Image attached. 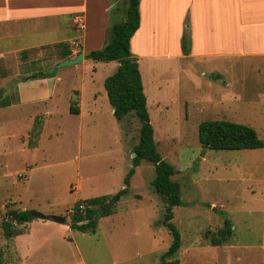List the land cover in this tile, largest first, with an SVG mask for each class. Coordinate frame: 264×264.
<instances>
[{
	"label": "rangeland",
	"instance_id": "1",
	"mask_svg": "<svg viewBox=\"0 0 264 264\" xmlns=\"http://www.w3.org/2000/svg\"><path fill=\"white\" fill-rule=\"evenodd\" d=\"M126 2H116L115 24L124 18ZM142 48H147L144 41ZM79 63L46 79L53 91L46 102L0 109V264H160L172 236L163 224L164 204L152 186L154 166L141 160L124 184L140 123L134 113L116 120L103 86L117 63ZM137 63L156 151L176 171L171 180L180 189V205L169 221L180 245L171 259L179 264H264V147L213 150L197 139L201 122L224 120L251 127L264 143V72L235 69L225 79L204 75L196 60L149 62L147 57ZM52 64L32 69L47 75ZM14 82L0 83L1 106L17 98ZM19 92L25 100L43 95L42 88ZM70 98L82 103L80 115L70 113ZM122 188L125 194L100 216L94 231L56 232L43 228L50 224L39 218L26 229L13 215L26 210L61 217L66 225L76 203ZM116 209L121 214L110 220ZM224 218L231 222V235L212 246L210 237ZM4 221L22 233L5 238ZM48 234L52 241L42 251L39 239ZM119 241L126 248L122 255Z\"/></svg>",
	"mask_w": 264,
	"mask_h": 264
},
{
	"label": "crops",
	"instance_id": "2",
	"mask_svg": "<svg viewBox=\"0 0 264 264\" xmlns=\"http://www.w3.org/2000/svg\"><path fill=\"white\" fill-rule=\"evenodd\" d=\"M116 2L118 0H0V83L15 78L12 85L17 92V98L5 106L0 105V109L24 101L30 104L46 102L53 94L52 89L48 91L49 81L46 80L50 77L41 75L39 68L32 69V66L51 61V69L59 62L53 59L22 61L19 59L22 51L68 42L72 48L67 59L82 54L81 63L89 60L85 55L101 49L109 39V30L115 24L113 9ZM138 13L139 26L129 42L130 52L136 60L147 57L149 62L174 58L196 60L203 64L201 73L204 75L217 73L225 79L235 69L264 72V0H140ZM75 17L81 18L80 27L73 22ZM183 37L188 39L186 52L182 48ZM143 41L147 48H142ZM261 77L264 87V73ZM22 87L42 88L43 95L22 99L19 92ZM68 103L80 115L82 103L76 99L71 102V98ZM120 214L116 209L110 220ZM101 220L98 219L97 228ZM43 221L50 224L42 225L43 228L56 232L70 228V218L66 225ZM27 223L23 225L29 229ZM26 229L23 234L28 231ZM50 238V234L41 235L40 250H45L52 241ZM61 241L68 244L63 238ZM116 247L119 255L126 249L122 241Z\"/></svg>",
	"mask_w": 264,
	"mask_h": 264
},
{
	"label": "trees",
	"instance_id": "3",
	"mask_svg": "<svg viewBox=\"0 0 264 264\" xmlns=\"http://www.w3.org/2000/svg\"><path fill=\"white\" fill-rule=\"evenodd\" d=\"M126 1L124 19L111 26L107 43L101 49L87 53L85 58L97 62L117 63L115 72L107 77L103 84L108 102L112 107V114L116 120H121L127 114L134 113L140 123L138 142L132 151L134 153L133 167L125 176L124 184H128L129 178L133 174V168L137 167L141 160L153 164L155 177L152 180V186L164 204L163 224L166 225L172 236L171 244L162 255L160 264H179L178 260L171 259L179 249V234L169 221L172 218V209L180 205V189L178 184L171 180L176 171L156 151L138 63L130 52V39L139 26L138 5L140 0ZM187 46L188 39L183 37V52H186ZM71 48L72 46L68 42L50 44L37 49L22 51L19 54V59L22 61L53 59L61 62L69 58ZM69 111L70 113H78V110L72 105ZM197 139L202 147L213 150H254L264 147V143L257 137L256 132L251 127L224 120L201 122L197 129ZM125 192L126 188H122L111 196L84 200L83 203L87 206L84 214L75 211L79 205L76 203L70 217L69 227L80 231H94L101 212L107 203L114 205ZM108 213H110V210L106 211L104 215ZM13 215H16L18 224L30 222L36 218L34 213H29L26 210L14 212ZM1 227L5 238H11L22 233L14 231L9 221H4ZM231 229L230 220L224 218L223 226L215 235L210 237L211 245H222L230 237Z\"/></svg>",
	"mask_w": 264,
	"mask_h": 264
},
{
	"label": "water",
	"instance_id": "4",
	"mask_svg": "<svg viewBox=\"0 0 264 264\" xmlns=\"http://www.w3.org/2000/svg\"><path fill=\"white\" fill-rule=\"evenodd\" d=\"M82 60V54L77 55L75 58L73 59H67V60H63L61 62H59L55 67H53V71L50 74L45 75L46 77H52L55 75V73L57 72V70L59 68L62 67H66L69 65H75L79 62H81ZM111 203H109L101 212V216L105 214V212L111 207ZM35 217L42 219V220H50L53 221L55 223L58 224H64L65 223V219L61 218V217H57V216H43V215H39V214H34Z\"/></svg>",
	"mask_w": 264,
	"mask_h": 264
},
{
	"label": "built area",
	"instance_id": "5",
	"mask_svg": "<svg viewBox=\"0 0 264 264\" xmlns=\"http://www.w3.org/2000/svg\"><path fill=\"white\" fill-rule=\"evenodd\" d=\"M75 24L76 25H78L79 27H80V24H81V18L80 17H75ZM87 206L84 204V203H80L78 206H77V208L75 209V211L77 212V213H79V214H84V212H85V208H86Z\"/></svg>",
	"mask_w": 264,
	"mask_h": 264
}]
</instances>
